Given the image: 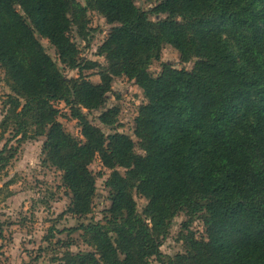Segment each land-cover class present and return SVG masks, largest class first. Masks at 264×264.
<instances>
[{
  "label": "trees",
  "instance_id": "1",
  "mask_svg": "<svg viewBox=\"0 0 264 264\" xmlns=\"http://www.w3.org/2000/svg\"><path fill=\"white\" fill-rule=\"evenodd\" d=\"M84 1L0 0V69L12 93L4 132L12 125L13 138L46 135L45 162L62 172L74 216L93 211V161L111 171L104 222L59 232L82 231L94 252L68 253L65 264H264V0H163L150 11L134 0ZM89 11L112 26L99 49L107 66L97 85L83 71L101 66L82 61L72 37L86 40ZM40 39L79 78H66ZM165 46L183 63L194 60L193 69L163 64L153 76ZM120 77L147 100L135 123L143 155L116 131L119 110L106 109ZM55 102L69 108L83 141L59 123ZM101 110L98 120L112 134L88 118ZM6 152L7 145L3 166L13 158ZM134 193L147 201L142 213ZM181 213L189 218L185 253L165 256ZM195 220L205 229L199 239L190 230Z\"/></svg>",
  "mask_w": 264,
  "mask_h": 264
},
{
  "label": "rangeland",
  "instance_id": "2",
  "mask_svg": "<svg viewBox=\"0 0 264 264\" xmlns=\"http://www.w3.org/2000/svg\"><path fill=\"white\" fill-rule=\"evenodd\" d=\"M85 5L84 0H76ZM163 0H134L135 5L150 11ZM158 19H164L159 17ZM89 21L88 35L83 40L77 33L72 37L79 50L82 61H91L100 68L83 71L85 78L97 85L100 83V72L107 66L104 56L99 55V49L106 41L112 26L97 12L87 13ZM155 20V18H153ZM51 58L59 64L68 79H77L78 70H71L59 62L56 50L47 40L40 39ZM168 64L178 70L191 71L195 61L183 63L180 54L171 46H165L161 60L152 64L149 71L158 77L162 65ZM12 95L5 82V74L0 69V152L7 145L5 158L13 154L6 166L0 164V264H65L68 253L78 254L94 252L85 242L82 231L73 234L59 232L78 228L89 223L104 222L105 212L110 208L109 190L106 186L111 171L103 167L96 158L89 169L96 178V196L93 211L87 217H77L68 212L70 205L69 192L63 186L62 172L45 162L43 153L45 136H37L29 131L25 139L13 138L14 127L10 125L4 132L2 122L8 114V96ZM106 109H118L115 129L121 134L129 136L136 144V152L144 153L138 147L135 137L136 119L142 105L147 103L143 91L126 77L115 78L112 90L107 94ZM54 107L61 112L58 117L72 137L83 141L81 128L77 120L71 117L69 108L62 102H55ZM101 111L88 115L92 124L99 127L107 135L112 134L109 129L99 122ZM86 112V111H85ZM4 132V133H3ZM35 135V136H34ZM125 174V170H119ZM138 211L143 212L147 201L134 193ZM189 221L186 214H179L172 222L168 237L163 242V255L175 257L185 253V244L181 236L185 235L183 225ZM190 230L196 238L205 236V229L199 220L190 225ZM152 264H159L155 260Z\"/></svg>",
  "mask_w": 264,
  "mask_h": 264
}]
</instances>
